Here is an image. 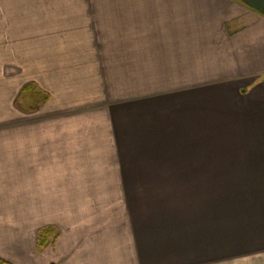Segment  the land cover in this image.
I'll list each match as a JSON object with an SVG mask.
<instances>
[{"label": "crops", "instance_id": "1", "mask_svg": "<svg viewBox=\"0 0 264 264\" xmlns=\"http://www.w3.org/2000/svg\"><path fill=\"white\" fill-rule=\"evenodd\" d=\"M0 66V258L264 264V14L0 0Z\"/></svg>", "mask_w": 264, "mask_h": 264}, {"label": "trees", "instance_id": "2", "mask_svg": "<svg viewBox=\"0 0 264 264\" xmlns=\"http://www.w3.org/2000/svg\"><path fill=\"white\" fill-rule=\"evenodd\" d=\"M240 1V0H239ZM58 233L53 227H44L39 230L37 235V245L42 248L46 246L49 242H51L55 237H57ZM0 264H11L4 259L0 258Z\"/></svg>", "mask_w": 264, "mask_h": 264}, {"label": "water", "instance_id": "3", "mask_svg": "<svg viewBox=\"0 0 264 264\" xmlns=\"http://www.w3.org/2000/svg\"><path fill=\"white\" fill-rule=\"evenodd\" d=\"M250 8L264 14V0H240Z\"/></svg>", "mask_w": 264, "mask_h": 264}, {"label": "rangeland", "instance_id": "4", "mask_svg": "<svg viewBox=\"0 0 264 264\" xmlns=\"http://www.w3.org/2000/svg\"><path fill=\"white\" fill-rule=\"evenodd\" d=\"M2 66H0V68H1Z\"/></svg>", "mask_w": 264, "mask_h": 264}]
</instances>
